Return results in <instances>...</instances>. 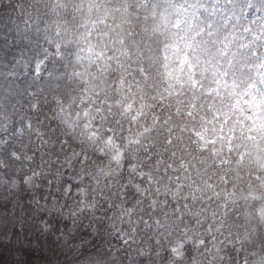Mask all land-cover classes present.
I'll use <instances>...</instances> for the list:
<instances>
[{"label":"trees","instance_id":"trees-1","mask_svg":"<svg viewBox=\"0 0 264 264\" xmlns=\"http://www.w3.org/2000/svg\"><path fill=\"white\" fill-rule=\"evenodd\" d=\"M58 3L55 12L53 0H0V182L12 189L15 207L0 213V264H257L264 184L256 178L264 180V168L254 149H237L235 118L222 119L211 100L169 96L158 83L146 89L149 106L137 122L114 117L100 103L110 88L85 94L66 79L60 5L68 0ZM204 3L221 32L237 37L233 51L256 59L255 49L239 46L237 32L246 20L264 23V0ZM88 96L97 102L103 141L111 135L122 149L121 163L107 160L100 172L63 140L57 119L58 102L76 111ZM144 127L150 131L132 144ZM81 208L96 220L77 213ZM112 221L121 233L110 234Z\"/></svg>","mask_w":264,"mask_h":264},{"label":"snow or ice","instance_id":"snow-or-ice-1","mask_svg":"<svg viewBox=\"0 0 264 264\" xmlns=\"http://www.w3.org/2000/svg\"><path fill=\"white\" fill-rule=\"evenodd\" d=\"M60 8L66 79L74 89L88 94L92 88L100 96L98 86L104 93L110 88L100 103L114 117L129 114L125 118L133 123L149 106L143 102L149 85H163L169 96L190 93L193 100H211L222 119L235 118L240 134L232 129V138L242 142L237 149H254L264 168V55L253 60L234 52L237 37L221 32L204 0H68ZM204 12L208 16L202 19ZM56 34L61 35L59 28ZM56 49L60 53L61 45ZM87 98L95 103L93 96ZM83 114L88 117L89 110ZM149 131L144 127L131 143L139 145V137ZM257 264H264V256Z\"/></svg>","mask_w":264,"mask_h":264},{"label":"rangeland","instance_id":"rangeland-1","mask_svg":"<svg viewBox=\"0 0 264 264\" xmlns=\"http://www.w3.org/2000/svg\"><path fill=\"white\" fill-rule=\"evenodd\" d=\"M58 0H53V9L55 12L58 10ZM52 12V11H51ZM52 14V13H51ZM49 21H54V17H50ZM254 20H246L245 23L241 26V29L237 34H243L240 44L251 46L257 51L264 52V35H261L264 32V23L256 28L253 26ZM253 37H257L256 41L253 42ZM238 44V43H237ZM256 52H254L255 54ZM264 55V54H263ZM97 108V102L93 103V100L88 99L82 103V106H79L78 110L72 111L68 108H65L62 103H57V119L61 129V136L63 140L74 146L79 153H84L90 156L91 160L94 162L95 170L100 172V166L103 163L111 162L114 165H117L114 161L110 160L114 149L112 145L108 142L103 141V133L95 125V109ZM89 110V116H84V110ZM214 133V130L211 134ZM240 131L237 135L239 136ZM227 136H229L227 134ZM240 141V140H239ZM245 143V142H244ZM109 162H107V160ZM264 179V175H263ZM260 185L262 186V178L259 177ZM14 194L11 188L6 187L3 183L0 182V213L6 211L7 214L12 213L15 209L13 204ZM80 215L86 216L89 221H95V214L92 213L90 208L88 209H79L76 211ZM6 214V215H7ZM259 214L264 216V206L259 209ZM4 215V214H3ZM110 234H119L121 233L120 225L117 222H111L109 225ZM122 236L125 237V234L122 233ZM179 252H182L183 246L180 245L176 247ZM173 249V254L176 259H181L182 255L177 257L176 251Z\"/></svg>","mask_w":264,"mask_h":264},{"label":"clouds","instance_id":"clouds-1","mask_svg":"<svg viewBox=\"0 0 264 264\" xmlns=\"http://www.w3.org/2000/svg\"><path fill=\"white\" fill-rule=\"evenodd\" d=\"M164 91H166V89H164ZM122 115L124 117H128L129 114L125 113V114H122ZM111 145H112V148L114 149V151H113L112 155L110 156V160L114 161L117 165H119L121 163V159H122V157H121L122 149H119L117 147V145H116L114 140H111ZM129 183H131V181H129ZM262 184H264V180H262ZM174 251H176L177 257L182 255V253L179 252L177 249H174ZM249 264H253V262L249 261Z\"/></svg>","mask_w":264,"mask_h":264}]
</instances>
